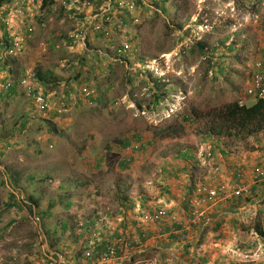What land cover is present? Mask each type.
<instances>
[{"label":"rangeland","instance_id":"374dc122","mask_svg":"<svg viewBox=\"0 0 264 264\" xmlns=\"http://www.w3.org/2000/svg\"><path fill=\"white\" fill-rule=\"evenodd\" d=\"M137 7L140 24L132 23L127 36L113 42L137 41L138 52L127 61L110 62L111 66L108 59L115 58L114 48L106 45V38L90 42L87 36L79 46H68L70 33L80 27L76 15L65 16L58 7L45 11L42 22L38 17L31 20L35 37L23 63L31 73L35 67L57 73L47 88L61 114L49 121L48 113L24 95L21 103L9 105V111L0 115V264H50L58 263L60 256L70 260L80 254L82 261V254L95 244L87 238L103 229L82 226L85 213L112 217L120 207L119 185L136 199L148 188H156L165 159H174L187 149L196 158L187 172L193 184L211 183L215 171L224 176L223 161L216 155L234 162L249 153V162H255L264 153V131L208 138L209 126L218 123L215 111L245 99L254 61L264 45V0H148ZM199 41L207 45V56L199 53ZM214 63L223 67L224 74H219ZM77 79L82 87L97 86L93 95L101 97V102L81 95ZM156 81L157 86L167 83L171 87L158 106L153 104ZM68 85L71 98L64 92ZM185 115L192 116L193 122L186 125L183 135L161 137L164 127L178 124ZM24 120L29 124L19 134ZM136 136L140 142L133 141ZM124 139L133 145L122 151L116 141ZM212 150L215 154L209 157ZM112 153L114 158H110ZM101 157L106 159L98 168ZM125 158L133 160L122 169L119 164ZM68 179L74 180L72 185ZM79 181L83 186H78ZM63 184L66 189L61 188ZM70 193L76 195L72 209L67 210ZM12 195L24 210L7 207ZM31 196L38 200V207L29 201ZM58 201L61 206L53 211V218L43 219L41 215ZM244 201L252 212H241L246 215H241L240 232L248 234L263 218L258 209L264 208V196L256 204ZM66 223L68 229L63 227ZM182 241L181 251L190 237ZM197 244L199 250H211L210 244L214 245L211 241ZM230 244L246 248L245 242L239 245L235 238ZM154 251H150L153 261ZM185 251L164 260L190 264L193 258ZM232 257L239 259L235 252Z\"/></svg>","mask_w":264,"mask_h":264},{"label":"crops","instance_id":"0c3cea01","mask_svg":"<svg viewBox=\"0 0 264 264\" xmlns=\"http://www.w3.org/2000/svg\"><path fill=\"white\" fill-rule=\"evenodd\" d=\"M64 1L67 2V6L62 5ZM90 1L94 2L93 8L82 10V5L74 4L73 0H50L51 5L45 9H43L42 5L35 9H25L22 15L16 14L9 16L7 23H2L0 25V82L12 80L16 83L27 77L28 68L25 67V63H23L27 58L25 54L27 53L26 50L22 55L9 56L5 60H2L3 52L11 47L12 33L30 34L28 41V45L30 46L33 42L31 41L33 40L32 38L35 37L36 29L31 20L38 17L42 22L45 11H54L58 7L64 12L65 16L76 15L80 20V27L85 26L89 24L92 15L98 12V10L105 5V1L107 0ZM17 2L18 0H12L11 3L4 5L2 8L15 6ZM142 4H145L144 0L140 5ZM78 8L80 11L77 10ZM112 9V16L114 23H116L112 25L113 30H116L113 41L116 43V40H121L122 37L127 36L129 33V26H132V20L128 12L120 8L118 4H114ZM81 11L83 13H81ZM137 14L139 15L140 11H137ZM28 22L29 24H26ZM8 26H10L11 29H9ZM30 28L34 30L32 34L29 32ZM103 39L104 35L102 33H91L88 35V40L90 42ZM36 40H38V38ZM67 40L69 46V39ZM104 41L110 48H113V46L110 45H117L113 41L105 39ZM32 52L33 51H30L31 56H33ZM31 59L32 57L29 58V60ZM112 61L114 60L108 59L109 66L112 65L110 63ZM34 70L36 71L35 73L32 72L33 74L29 71L30 75L27 77L29 83L32 81L34 82V77L38 83H32L34 89L43 92L47 91V94L52 97L53 94L49 93L50 91H48L47 87L51 85L50 82H52V80L56 79L57 73H53V70L48 68L42 70L41 67H35ZM40 77H42L41 81L38 80ZM23 96L24 93L18 86H14L5 96H1L0 115L9 111V109H7L9 105L15 107L19 102L21 103V99L25 97ZM53 106L54 108L48 112L47 119L49 121H55V118L60 115L59 111L55 109L54 100ZM56 114L57 116H55ZM184 152H186L190 158L184 159L182 157ZM184 152H181L179 156L176 155L174 159L164 160L161 167L163 176L161 175L162 177L158 179L156 188H148L146 193L141 194L136 199L129 196L126 191L120 188L122 193L121 196H118L120 207L112 217H97L98 212H93L90 216H87L85 213V217L83 218L84 222L81 223L82 226L88 228L100 226L103 228L98 229V235L96 233H91L87 239L92 243L98 242V246L100 245V247H107L108 245L115 244L119 249L118 260L111 264H167L164 258L170 256V254L182 253L185 250L184 254L191 255L193 258L190 264H247L236 261L237 258L233 256L236 259L234 260L232 253L234 251L239 252L240 249H257L260 247V243H263L262 240L252 232L248 234H245L244 231L240 232L243 222L241 215H246L241 214V212H252L251 206L249 210L247 209L249 205H245L247 202H245L244 199H250L252 197V200L249 202L256 204L257 201L264 196V185L262 186L261 183H256L252 188V194L248 198L232 197L220 200L214 206L207 208L205 206L202 222L200 221L201 223L199 222L189 230V235L187 237V239L190 237L189 244L181 251L183 245H181L180 241H183L178 233L181 225L177 224L173 218L179 220L178 223H182L187 221L190 215H192L193 212L190 202L192 193L198 184L191 183V180L188 179L191 175L187 173L192 168L190 164L192 163L194 166L196 158L191 154L189 149ZM223 153L225 154L224 151ZM214 154L215 150L209 153L211 156ZM216 156H218L217 159L221 158L223 161L221 163V172L224 173V176H222L223 174L219 175L217 172H214L211 183H208L211 186H217L220 183L227 182L233 185L241 176L242 178L244 176L243 180L246 182H251L252 169L256 165L264 164V153L259 156V159L256 158L255 162H249L252 158V155H249V153H246L244 158H239L234 162L231 160V157L228 158L227 161L222 158V155ZM123 160L124 159H122V161ZM126 160L130 163L133 159L129 158ZM179 161H182V163H179ZM75 195L74 193V196ZM258 206L260 207V204ZM71 209L72 208L67 210ZM162 209L166 212L162 221L158 223H148L144 220V216L147 213H155ZM258 212H263L262 219L264 221V208L260 207ZM86 233L81 234L80 239L81 237L83 238ZM233 238H235V241H237L239 245L240 242H245L246 248H239L238 245L232 246L230 240ZM203 241L207 243L210 241L213 242L214 245L210 244L212 249L199 250L197 242ZM152 249H155L153 252L155 255L154 261L152 260L153 257L150 252ZM80 257L81 254L78 256L74 255L70 257V260L78 262ZM145 258L148 260H144ZM253 264H264V256Z\"/></svg>","mask_w":264,"mask_h":264},{"label":"built area","instance_id":"2783aa9c","mask_svg":"<svg viewBox=\"0 0 264 264\" xmlns=\"http://www.w3.org/2000/svg\"><path fill=\"white\" fill-rule=\"evenodd\" d=\"M45 0H18L15 6H9L7 8H0V25L7 23L9 16L22 15L24 10L35 9L41 7ZM148 0H144L146 3ZM74 4L82 5V10L86 8H93L94 2L90 0H73ZM114 4H118L120 8L126 10L131 16L132 23L134 25L140 24V17L137 14V1L136 0H107L105 5L101 7L98 12L92 15L89 20V24L77 28L70 33L69 46L77 47L79 44L87 41V36L91 33H102L104 38L109 41L114 40L116 30H113V12L112 8ZM63 6H67V2L64 1ZM78 11L79 8L77 9ZM81 13H83L81 11ZM92 21V22H91ZM118 23V22H117ZM116 24V23H114ZM11 29L10 26H8ZM33 28L29 29V32L33 33ZM30 34H11V47L3 52L2 60H5L9 56H17L24 54L27 49ZM113 54L115 55L114 61H127L136 52V44L130 39H126L120 45H113ZM30 72H27V77ZM17 81L14 83L12 80L0 82V97L5 96L14 86H18L29 98H32L34 104L42 111L49 112L52 109V97L49 94L38 93L35 94V89L32 87V82L29 83L28 78ZM85 96H90L92 92L88 88L83 89ZM264 100V45L262 46L259 56L254 61L253 69L251 71L249 83L245 89V99L239 101L241 106L249 104V101L256 103L257 101ZM211 157V155H209ZM216 172V171H215ZM251 182H246L244 176L239 178L235 184L230 185L228 183H220L217 186H211L208 183H198L193 191L191 208L192 215L185 222L178 223L179 220L173 218V220L180 224L181 227L178 230L182 240H186L189 230L196 224H198L203 217L205 206L211 207L218 203L220 200L228 199L232 197L248 198L252 194V188L256 183H264V164L256 165L251 171ZM166 212L162 209L155 213H147L144 216V220L148 223H158L163 220ZM201 223V222H200ZM237 253V252H235ZM82 261H71L65 259L63 256L59 257V262H51L50 264H111L118 260V249L115 246L109 247L107 251L95 254L93 251H85L82 254ZM237 256H243L245 260H248L250 254L244 253ZM81 262V263H80Z\"/></svg>","mask_w":264,"mask_h":264},{"label":"trees","instance_id":"16d2710c","mask_svg":"<svg viewBox=\"0 0 264 264\" xmlns=\"http://www.w3.org/2000/svg\"><path fill=\"white\" fill-rule=\"evenodd\" d=\"M12 0H0V8H2L4 5H7L9 3H11ZM141 4L140 2H137V5ZM51 5L50 0H45L44 4H43V9L47 8L48 6ZM68 42V40H67ZM206 44H204L202 41H199L197 43V47L200 50V54L207 56L208 51L206 50ZM195 45H192L191 48H194ZM233 45L231 47H229V50H233ZM195 52V51H192ZM215 66L218 67L219 70V74H224V69L221 66L216 65V63H214ZM38 80H42V77H40ZM77 87L81 88L82 87V81H79L77 79ZM157 81L155 82V85L153 87V89L158 93H155V97H154V102L153 104L155 106H158L160 104V101L162 99H164L169 92L171 91V87H169V85L167 83H163L162 85H158L157 86ZM70 85H68L66 87V89L64 88V92L66 94V96L69 98L72 94V89L71 87H69ZM155 86H157L158 88H155ZM88 88V87H87ZM93 94L95 93V90H98L97 86H93L91 88H88ZM161 91L160 93L158 91ZM35 94L38 93H42L44 95H46V92H40V90H35L34 91ZM82 89H80V94L82 95ZM90 95V97H88V100H90L91 102L93 101H98L101 102V97H95L94 95ZM95 97V98H94ZM87 99V98H86ZM28 101H30L32 103V98H27ZM195 114V113H194ZM57 116V114L55 115ZM196 118H198V115H194ZM215 116L218 118V123H215L213 125L209 126V130H210V134L208 135V138H211L215 135L217 136H222V135H227V136H236L237 134L240 136L241 134H247V136H253L257 133L263 132L264 131V100H260L257 101L256 103H252V104H247L245 106H241L239 104L238 101H234V102H230L228 104H225L224 106H222L221 108H219L218 110L215 111ZM193 122V117L189 116V115H185L182 119L181 122H179L178 124L174 125V126H169V127H164L163 130L161 131V137H178L183 135L186 132V125L191 126ZM29 124V120H24V123L22 124V126L18 129L19 134L23 133V130L26 128V126ZM133 141L134 142H140L141 138L140 136H136L133 137ZM116 143L118 144L120 150L124 151L127 150L128 148L132 147L133 142H131L130 140H117ZM107 149L109 151H111L109 149V147H107ZM115 154L112 153V156L110 158H114ZM182 157L184 159H188L190 158L188 156V154L186 152H184L182 154ZM106 159L101 157L98 161L96 166L98 168H100L102 161ZM121 166L122 169H126L127 166L129 165V161H127L126 159H124L123 161H121V163L119 164ZM45 180H48V178H44ZM68 183H70L72 185V183L74 182V180L72 179H68L67 180ZM75 185L72 186V188H74ZM78 186H83V182L79 181ZM61 188L66 189L65 185H61ZM71 188V189H72ZM118 188L123 189V191H126L127 188L123 185H119ZM74 196V194L70 193V195L67 198V202H66V209H70L73 206V200L72 197ZM12 203L8 204L7 207L11 208V207H16L19 211L24 210V207L19 205L18 202L15 201V197L12 195L11 198ZM29 201H31L33 203V205L36 207H38V200L35 199L34 197H29ZM251 201V199H248V202ZM61 206V202L58 201V203H55L54 205H52V207L50 208V211L44 212L41 216L43 219H49V218H53L54 210L59 209ZM64 229H68V225L67 223L64 224ZM254 230L257 232V234L264 239V221L262 219H258L256 225L254 226ZM96 245V246H94ZM93 246L89 247L87 249V251H93L95 254H100V252H104L107 251L109 249V247L111 246H115L117 247L115 244H111L108 245L107 247H103L100 245L98 246V242H96ZM189 247V246H188ZM101 249V250H100ZM119 252V249H118Z\"/></svg>","mask_w":264,"mask_h":264},{"label":"clouds","instance_id":"9594fccd","mask_svg":"<svg viewBox=\"0 0 264 264\" xmlns=\"http://www.w3.org/2000/svg\"><path fill=\"white\" fill-rule=\"evenodd\" d=\"M129 39V38H128ZM131 40V39H130ZM132 42H134L135 44H136V52L135 53H137L138 52V44H137V41H134V40H131ZM84 88H87V86H84V87H82L81 89H82V95L86 98H88V97H90V96H85L84 94H83V89ZM11 91V90H10ZM22 91V90H21ZM23 92V91H22ZM24 93V92H23ZM93 94V93H92ZM91 94V95H92ZM24 95H25V97H27V95L24 93ZM52 101H53V99H52ZM32 104L35 106V107H37L35 104H34V101H33V99H32ZM52 108H53V103H52ZM52 110V109H51ZM50 110V111H51ZM49 111V112H50ZM59 111V114H61V111L60 110H58ZM43 113H48V112H45V111H43ZM193 194V193H192ZM191 200H192V198H191ZM190 205H191V202H190ZM205 208V207H204ZM204 208L202 209L203 211H205L204 210ZM206 208H207V206H206ZM203 217H204V214H203ZM203 217H202V219H203ZM202 222V221H201ZM253 233L255 234V235H257L258 236V238L259 239H261L262 240V242L264 243V239L263 238H261L258 234H257V232L255 231V230H253ZM187 240V239H186ZM261 244L260 243V247H258L257 249L256 248H251V249H245V250H240L239 252H237V251H234V252H237V253H241V254H244V253H248V254H250V257L248 258V260H245L244 258H243V256H238L239 257V259H238V262H240V263H247V264H253V263H255V262H257V261H259L260 259H261V257H263L264 256V244ZM118 249V248H117ZM118 256H119V252H118Z\"/></svg>","mask_w":264,"mask_h":264}]
</instances>
